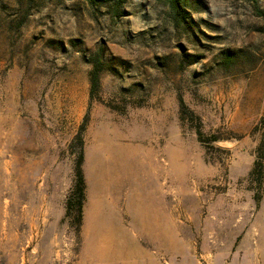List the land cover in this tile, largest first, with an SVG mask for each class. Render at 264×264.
<instances>
[{"label":"rangeland","instance_id":"374dc122","mask_svg":"<svg viewBox=\"0 0 264 264\" xmlns=\"http://www.w3.org/2000/svg\"><path fill=\"white\" fill-rule=\"evenodd\" d=\"M262 144L264 0H0V264H264ZM103 165L146 258L94 254ZM142 191L172 218L166 249L127 212Z\"/></svg>","mask_w":264,"mask_h":264},{"label":"crops","instance_id":"0c3cea01","mask_svg":"<svg viewBox=\"0 0 264 264\" xmlns=\"http://www.w3.org/2000/svg\"><path fill=\"white\" fill-rule=\"evenodd\" d=\"M105 171L106 166L99 167V174L95 183L93 212L91 221H89V234L93 235L94 238V254L99 261L105 263L111 262L115 257L122 259L146 258L147 255L139 243L129 238L128 233L121 228L118 222L117 205L113 203L106 205L104 202L105 195H119L121 188V182L117 178L116 181L110 179V176L106 175L107 171ZM177 205H179V209L181 207L180 201ZM126 209L140 229L144 231L156 230L157 235L162 239L160 245H163L166 249V236H173L171 232H167V228H169V225L171 227L174 224L171 216L166 219L160 200L142 191L137 197H129ZM165 219L169 224L166 222L165 232H163L160 229L162 227L161 223ZM146 233L148 234V232Z\"/></svg>","mask_w":264,"mask_h":264},{"label":"trees","instance_id":"16d2710c","mask_svg":"<svg viewBox=\"0 0 264 264\" xmlns=\"http://www.w3.org/2000/svg\"><path fill=\"white\" fill-rule=\"evenodd\" d=\"M98 72H99L98 67H95L91 72V86L93 89L97 88L98 86ZM197 135L199 138L203 137V133L201 132L200 127H198L197 129ZM82 162H83V156L81 155L76 166V171H75L76 179L74 182L73 190L70 196L68 197L66 203V214L68 215L69 212H71L72 210L75 211L76 213L75 219L78 227H80L82 223V209L85 203V189H86L85 179L81 169ZM250 177L253 178L255 182L258 183L259 186L262 185V181L264 178V144H262L258 148V155L256 156V160L250 172Z\"/></svg>","mask_w":264,"mask_h":264},{"label":"bare ground","instance_id":"6f19581e","mask_svg":"<svg viewBox=\"0 0 264 264\" xmlns=\"http://www.w3.org/2000/svg\"><path fill=\"white\" fill-rule=\"evenodd\" d=\"M126 150V149H125ZM125 153H128V150L125 151ZM115 154V162H120L121 155L123 154V149L120 146H117L116 149L114 150Z\"/></svg>","mask_w":264,"mask_h":264}]
</instances>
